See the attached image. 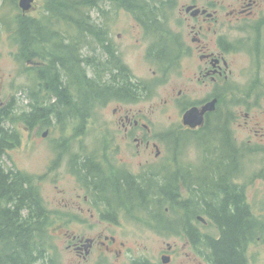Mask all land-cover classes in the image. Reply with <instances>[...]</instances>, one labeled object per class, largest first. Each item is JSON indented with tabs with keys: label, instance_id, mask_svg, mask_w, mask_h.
I'll return each mask as SVG.
<instances>
[{
	"label": "flooded vegetation",
	"instance_id": "obj_1",
	"mask_svg": "<svg viewBox=\"0 0 264 264\" xmlns=\"http://www.w3.org/2000/svg\"><path fill=\"white\" fill-rule=\"evenodd\" d=\"M101 3L98 25L94 19L85 22V73L100 90L98 99L86 104L101 110L113 106L114 119L106 123L110 130L85 132V158L72 162L85 195H77L71 209L85 223L79 224L86 227L88 220L96 219L104 226L98 237L88 239L67 232V249L79 261L96 251L120 256L118 233L144 225L162 235L180 228L184 249L166 243L161 264H204L201 243L207 227L212 231L207 264H248L249 249L264 245V193H250L258 178L264 181V168L251 180L248 174L249 160L264 164V0H164L156 7L162 11L160 35L146 49L143 61L145 66L151 64L156 86L164 87L163 104L179 108L181 135L154 133L146 117L132 108L149 89L122 58L123 49L106 21L107 7L117 10L120 4ZM121 9L134 18L131 28L137 35L151 38L158 22L155 7L147 8L148 14ZM33 10L34 4L30 11H22L24 18ZM26 64L39 76L48 67L41 57L28 58ZM43 74L44 86L55 91L62 82L60 74ZM68 87L71 90L72 82ZM56 96L52 109L32 107L22 120L45 123L51 112L61 113L62 102ZM193 110L195 115L187 118ZM191 141L201 148L195 163L185 157ZM11 144L10 150L19 146L17 140ZM181 159L184 163L179 165ZM230 222L242 231L237 258L226 262L219 245L228 231L232 233ZM188 248L191 253H186ZM181 253L187 261L178 263Z\"/></svg>",
	"mask_w": 264,
	"mask_h": 264
},
{
	"label": "rangeland",
	"instance_id": "obj_2",
	"mask_svg": "<svg viewBox=\"0 0 264 264\" xmlns=\"http://www.w3.org/2000/svg\"><path fill=\"white\" fill-rule=\"evenodd\" d=\"M52 1L34 0V10L25 19L19 5L20 0H0V109L10 105L14 106L16 123H14L15 129L13 132L19 142V146L10 150L2 158V165H4L6 171L14 170L15 173L31 177L34 185L39 187L45 207L53 217L54 226L52 232L54 239L52 243L56 249L53 250L52 257H55L59 264H134L139 262L149 264L148 262L150 261L161 264L163 262L161 260V252L166 249V243H178L179 249H184L185 236L180 228L175 230L176 233L172 230L169 234L162 235L148 231L149 227L144 225L143 229L138 228L136 231L118 233L116 237L119 246H116V248L122 251L120 256L102 255L96 251L87 260L79 261L76 255L67 249L70 244V237L66 236L67 232L71 235L73 233L82 234L88 239L98 237L103 229L104 225H101L96 219L88 220V225L85 227L82 225L85 224L82 220L75 218L77 210H72L71 207L75 203L77 195H85V192L82 191L81 186L78 184V179L72 171V162L75 158L78 161H83L82 158H85V132L95 134L110 130L105 126L114 117L113 113H111L113 106L110 109L101 110L99 105L91 104L86 106L85 110H88V112L85 115V119L70 118L72 113H69L68 109L64 108L61 109V113L51 112V118L45 123L40 121L32 126L31 123L34 122L28 124L22 120L23 117L29 114L32 107L41 106L46 110H50L57 100V96L52 90L53 86L51 88L47 85L44 86L43 82V73L52 75L51 71L45 69L41 76L37 72H29L26 64L29 55L20 51V47L15 40L21 20L44 24L49 34L54 30H61V26H57L56 20H49L47 7ZM144 1L150 7H155L153 15L154 19L158 21L154 30L149 34L152 35L151 38L143 37V35L141 37L134 32L133 28H131L134 24L132 23L134 18L121 9V7L126 9L123 6L116 7L117 11L115 7L109 5L105 18L116 38L115 41L123 49L122 58L132 67L137 79L144 86L147 85L149 89L148 92L143 90V96L141 94L140 98L137 97L139 100L134 103L132 108L142 114L143 117H146L145 122L154 133L160 135L168 133L179 135L180 133L181 135V130L177 127L180 120L179 108L163 104L164 87L156 86L154 83L155 78L152 77V72L149 70L151 64L150 66H145L143 61V54L146 53V49H150L151 45L157 42V35H160L158 31L161 30L162 26V11L156 7L161 6L164 0ZM91 15V19H94L96 21L95 24H97V20L100 19L98 10H93ZM121 33L123 37L119 38ZM51 38L57 41L63 40L65 46H74L76 54L80 55L81 61H85L86 45L83 30H78L73 25L67 28L64 35ZM88 40L92 41L91 38ZM99 60L105 62L103 59ZM81 66L85 69L84 63H81ZM141 69L145 70V73ZM61 74L63 75V83L67 82L66 86H68L71 82L65 77V71L62 70ZM74 83L72 81V85ZM73 87L72 89H74ZM96 91L99 93L98 90ZM89 107H91L90 110ZM17 128H19L18 131ZM45 133L47 134L46 137L44 136ZM74 138H77V145ZM194 138L197 139V137ZM171 141L175 145L176 140ZM199 147L200 145L196 141L187 143L188 153L185 155L186 160L190 163H195L201 150ZM205 147L207 149L212 148L209 145ZM179 162V165L184 163L182 159ZM263 168V163L249 160L248 174L250 175V180L255 175L261 174L260 172ZM258 179L256 185H252L258 188H252L250 191L251 195L256 194L257 191H260V194L264 193V181L261 178ZM78 203L80 202H77V205ZM166 207H170L172 211L171 204H166ZM203 232L204 235L202 237H211V229L203 228ZM121 243H124L125 246H122ZM201 245V259L204 264H207L206 260L209 257L208 248L202 243ZM191 250V248L185 249L186 253H191ZM186 259L185 254L181 253L176 262H185L187 261ZM248 264H264L263 244L254 245L249 249Z\"/></svg>",
	"mask_w": 264,
	"mask_h": 264
},
{
	"label": "trees",
	"instance_id": "obj_3",
	"mask_svg": "<svg viewBox=\"0 0 264 264\" xmlns=\"http://www.w3.org/2000/svg\"><path fill=\"white\" fill-rule=\"evenodd\" d=\"M101 1L103 0H53L47 7L49 20H56L57 26H61L60 31L54 30L49 34L44 24L21 20L15 36L21 52L29 53V58H44L51 74H60L57 77L62 82L56 85L53 92L61 99V109L67 108L69 113H72L70 118L73 119H85L88 112L85 110L86 102L97 99L100 90L94 81L88 79L85 69L81 66L85 61H81L80 55L76 56L70 46H63V40L57 41L51 37L64 35L67 28L73 25L85 33V22L92 18L90 14L93 10L100 8ZM114 1L131 12L149 13L150 6L144 0ZM74 56L78 60L77 63ZM62 70L70 82H75L72 87L75 85L73 88L76 90H70L66 86L67 82L63 83ZM10 106L0 109V264H59L58 260L52 257L53 250L56 249L52 243L53 217L45 207L39 187L34 185L31 177L15 173L13 170L7 172L2 165V158L12 148L11 143L17 140L16 135H10L16 123L15 108ZM37 110L39 113L42 111ZM31 125L33 126V123ZM227 226L232 229V233L229 234L228 231L219 245V251L223 260L231 262L237 258L236 243L241 237L242 227L236 229L231 222ZM203 245L208 248L211 245L210 239L203 240Z\"/></svg>",
	"mask_w": 264,
	"mask_h": 264
},
{
	"label": "water",
	"instance_id": "obj_4",
	"mask_svg": "<svg viewBox=\"0 0 264 264\" xmlns=\"http://www.w3.org/2000/svg\"><path fill=\"white\" fill-rule=\"evenodd\" d=\"M33 4H34V0H20V3H19L20 8H21V10H22L24 13L30 11V10L33 8ZM194 115H195V110L189 112V113L187 114V118L190 117V116L192 117V116H194ZM186 123H187V122H186ZM187 124H188V123H187ZM45 136H47V134H46ZM164 263H168V260H167V259H164Z\"/></svg>",
	"mask_w": 264,
	"mask_h": 264
},
{
	"label": "bare ground",
	"instance_id": "obj_5",
	"mask_svg": "<svg viewBox=\"0 0 264 264\" xmlns=\"http://www.w3.org/2000/svg\"><path fill=\"white\" fill-rule=\"evenodd\" d=\"M77 61H78V60L75 58V62H76V63H77Z\"/></svg>",
	"mask_w": 264,
	"mask_h": 264
}]
</instances>
